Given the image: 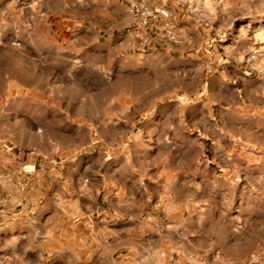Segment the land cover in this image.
<instances>
[{"label": "rangeland", "instance_id": "obj_1", "mask_svg": "<svg viewBox=\"0 0 264 264\" xmlns=\"http://www.w3.org/2000/svg\"><path fill=\"white\" fill-rule=\"evenodd\" d=\"M164 1L178 31L190 35L194 45L183 58L205 55L206 79L219 62L236 64L238 57L264 64V0ZM188 6L193 11L186 12ZM127 8L124 0H0V131L12 130L13 143L28 153L68 149L82 153L93 148L111 154L132 149L138 153L139 163L152 164L163 162L161 156L167 153L168 165L174 170L181 162L188 164L191 179L197 177L198 168L208 172L217 163L223 167L228 161L225 152L230 149L245 153L249 148L244 144L226 148L229 144L202 139L197 129L191 128L186 136L176 121L173 136L165 141L164 134L171 128L163 114L172 113L175 120L178 115L173 107H164L156 116L149 110L151 105L177 99L181 87L196 94L197 86L204 87L206 80L194 82L187 62L179 56L169 71L155 57L159 48L128 45ZM15 40L19 47L13 45ZM53 42L62 47H54ZM122 42L129 47L125 52L118 49ZM5 56L11 59L6 61ZM84 99L96 109L82 105ZM123 107L127 108L125 127L117 120L122 119ZM83 115L97 122L91 137L86 128L71 125ZM189 115L197 120L202 111L194 107ZM7 119H13L12 127L6 126ZM241 131L251 139L247 129ZM101 134L108 140L100 138ZM155 134L158 136L151 138ZM148 151L155 152L150 159L143 155ZM263 151L252 163L263 165ZM185 153L189 156L182 160ZM213 155L216 163H209ZM242 161L237 160L241 172L231 177L233 185L219 179L215 189L178 188L172 192L174 203L169 208L174 220L186 218L195 229L205 221L220 255L218 264H250L251 253L264 250V170L251 175L243 170ZM207 179L213 180L210 175ZM248 183L263 189H246ZM187 200L190 207L182 208ZM170 225L164 224L163 233L177 239L176 231H169ZM231 229L237 232L230 236ZM216 253L199 255L192 264H211Z\"/></svg>", "mask_w": 264, "mask_h": 264}, {"label": "crops", "instance_id": "obj_2", "mask_svg": "<svg viewBox=\"0 0 264 264\" xmlns=\"http://www.w3.org/2000/svg\"><path fill=\"white\" fill-rule=\"evenodd\" d=\"M149 1L166 4L164 0ZM191 11L188 6L186 12ZM189 36L183 34L177 44L160 46L155 56L165 62L164 69L169 71L173 70L174 61L182 58L187 62V72L194 75V82L198 79L201 84L206 80L204 87L197 86L196 94L181 87L177 99L151 105L149 110L156 116L164 107H173L178 115L175 120L172 113L163 114L171 128L164 134L165 141L173 136L176 121L186 136L191 128L197 129L202 139L229 144L226 148L244 144L249 149L245 153L230 149L225 152L228 161L223 167L217 163L208 172L207 168H198L197 177L191 179L188 164L181 162L174 170L168 165L167 153L161 156L164 161L160 164L139 163L138 153L132 149L111 154L93 148L82 153L69 149L28 153L13 143L12 130L0 131V264H192L197 263L199 255L218 252L205 221L195 229L186 218L174 220L169 208L174 203L172 192L178 188L215 189L219 179L233 185L231 177L241 172L239 159L245 165L243 170L251 175L264 170L263 154V165L252 163L264 149V64L238 57L236 64L219 62L206 79L205 55L183 58L185 52L194 49ZM53 43L54 47H62L61 43ZM128 48L126 42L118 46L123 52ZM5 57L6 61L11 59ZM253 69L262 72L255 74ZM227 93L232 98H226ZM80 103L87 109H96L86 99ZM194 107L202 111L197 120L189 115ZM126 111L123 107L119 115L122 119L117 118L122 127L128 123ZM74 123L71 125L86 128L90 137L97 125L88 115L76 118ZM5 124L12 127L13 119L5 120ZM246 129L251 139L241 131ZM100 136L108 140L107 135ZM153 153L143 155L150 159ZM188 156L185 153L182 160ZM215 159L213 155L208 162L216 163ZM224 176H230L229 180ZM253 188L263 189L254 183L246 186ZM189 203L187 200L182 208L188 209ZM168 223L177 239L163 233V226ZM233 231L236 233L237 229H231L230 236Z\"/></svg>", "mask_w": 264, "mask_h": 264}, {"label": "built area", "instance_id": "obj_3", "mask_svg": "<svg viewBox=\"0 0 264 264\" xmlns=\"http://www.w3.org/2000/svg\"><path fill=\"white\" fill-rule=\"evenodd\" d=\"M124 1L128 6L129 16L126 28L128 45L134 48L156 49L180 41L181 33L166 6L151 4L149 0ZM13 45L19 47L20 42L15 40ZM219 261L220 255L216 253L211 264H218ZM249 263L264 264V250L251 253Z\"/></svg>", "mask_w": 264, "mask_h": 264}]
</instances>
